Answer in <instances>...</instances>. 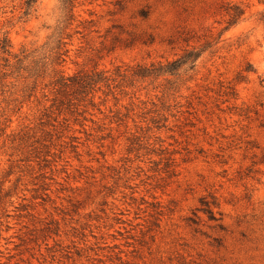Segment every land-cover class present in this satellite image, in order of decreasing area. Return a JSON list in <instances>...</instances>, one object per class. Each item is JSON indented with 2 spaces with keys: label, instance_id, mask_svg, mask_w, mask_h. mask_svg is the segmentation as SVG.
I'll list each match as a JSON object with an SVG mask.
<instances>
[{
  "label": "rangeland",
  "instance_id": "374dc122",
  "mask_svg": "<svg viewBox=\"0 0 264 264\" xmlns=\"http://www.w3.org/2000/svg\"><path fill=\"white\" fill-rule=\"evenodd\" d=\"M23 1L0 0V264H264V0Z\"/></svg>",
  "mask_w": 264,
  "mask_h": 264
},
{
  "label": "trees",
  "instance_id": "16d2710c",
  "mask_svg": "<svg viewBox=\"0 0 264 264\" xmlns=\"http://www.w3.org/2000/svg\"><path fill=\"white\" fill-rule=\"evenodd\" d=\"M37 0H24L23 3L25 5V10H29L30 7L35 4ZM71 0H61V2L66 5L67 2H70ZM228 13V26L236 23L241 15L243 14L244 10L237 4H232L229 8H227ZM0 49H2L3 52L6 51V53L10 54V44L8 43V40L6 37H2L0 40ZM202 52V49L197 48H186L182 52L181 55L178 57L167 61L166 63L162 64L158 62L157 64L151 63L149 67L142 68L138 74L142 76L150 75V74H174L180 67L184 66V70L187 69H193V67L196 64V61L198 57L200 56ZM100 79L99 76L94 77L91 75L90 77H81L77 79H73L74 81H77V83H80L81 86H85L90 83H94ZM69 80V79H68ZM86 80V81H85ZM58 81L60 83L66 84V78L59 77ZM71 81V80H70Z\"/></svg>",
  "mask_w": 264,
  "mask_h": 264
}]
</instances>
